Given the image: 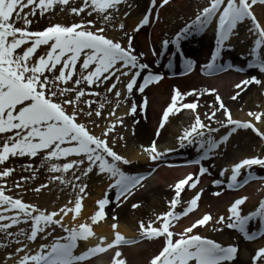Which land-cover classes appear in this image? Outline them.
Listing matches in <instances>:
<instances>
[{
  "label": "snow or ice",
  "instance_id": "obj_1",
  "mask_svg": "<svg viewBox=\"0 0 264 264\" xmlns=\"http://www.w3.org/2000/svg\"><path fill=\"white\" fill-rule=\"evenodd\" d=\"M169 2L150 0V6L134 32L139 33L149 25L154 15L158 19L157 10ZM127 3L128 0H79V3L76 0H0V233L3 234L0 241H8L0 242V248L7 250L10 244L15 245L7 255V259L14 264H93L94 257L110 252L109 264H127L121 246L138 244L144 239L162 242L148 264H233L239 253L238 245L225 246L199 234L198 229L211 224L217 232L225 228L235 229L246 240L264 237V201L256 210L244 214L242 206L248 201L247 196L235 199L228 206L226 215L213 216L207 212L180 231L176 230L182 218L199 208L203 189L196 191L186 206L182 194L186 189L196 190L201 177L210 174L209 168L202 165L198 173H189L170 186L174 196L169 201L167 212L148 221H139L137 239H127L121 234L117 216L112 217L115 221L111 225L113 239L98 237L94 231L95 225L108 219L106 208L113 202L120 207L145 179L124 170L123 166L133 162L115 151L111 143L117 126L124 127L125 117L117 116V111L133 98L136 91L143 96L146 89L164 79L145 61V55L137 52L135 36L128 33L124 23H119L118 28L122 37L127 38L126 45L122 39L108 35L117 26L116 13ZM257 6L264 8V0H209L192 23L184 27L174 41L163 40L162 47L168 49L169 44L174 43L177 53H181L182 39L203 32L218 18L217 45L210 62L204 65L207 74L212 75L223 68L219 64L221 53L238 26L250 22L249 32L257 38L250 51L254 59L248 67L264 74V21L255 12ZM57 9L79 19H74L71 24L54 23L42 30L32 29L37 17H46ZM151 54L159 56L156 49H152ZM194 65L195 61L186 57L184 74L192 72ZM168 66H172L171 60ZM252 84L264 86V80L251 75L237 83L235 88L243 91ZM204 94L215 95L218 106L210 105V111L205 112L202 119L198 109L199 97ZM240 94L237 91L232 99H237ZM188 96L197 99L184 102ZM113 104L108 116L104 117V109ZM148 105V98L144 96L142 105L132 103L126 115L135 117L139 109L146 111ZM185 109L191 111L194 120L177 139L181 147L198 144L201 155L200 159L192 161L194 164L200 165L201 160L207 159L209 153L226 143L240 129L252 130L264 140V130L258 126L264 125V111H249L248 121L234 119L215 89H193L189 92L174 89L171 102L163 111L157 135L170 115ZM220 112H223L224 120L218 118L217 113ZM113 117L116 119L113 120ZM97 120L110 123L105 125ZM213 123L219 127H213ZM90 124L101 128V134L97 135ZM221 128H230V131L217 140L212 134L219 133ZM119 139L125 138L120 135ZM142 148L143 154L153 162L165 155L158 149L155 140ZM16 158H27L28 162L20 167L29 175H21L9 187L8 181L17 170L8 165ZM36 160H39L38 166L34 164ZM254 166L264 169V157L244 158L230 168H224L220 175L231 172L227 185L229 189L243 187L249 182L241 179L244 170L251 178ZM43 168L52 174L50 181L70 186L73 191L78 189L77 198L69 200L58 211L49 212L10 194L15 190H24L27 182L35 180ZM94 171L97 175H107L109 192L114 190L115 200L106 194L96 202L97 211L89 220L77 224L75 222L83 213L88 188L86 183H82V176L88 177ZM212 183L218 187L224 181L216 179ZM48 187V183H42L31 191L40 193ZM221 194L220 191L213 193L217 197ZM132 207L136 209L140 205L133 204ZM69 216L75 226L65 225ZM22 224L28 225V228H20ZM250 224H255L256 230H250ZM57 227L67 235H54ZM17 228L19 231L13 230ZM49 237H52L51 243H42L36 250L31 249V244L38 238L48 241ZM94 239L97 241L95 245L77 254L81 242L91 244ZM250 264H264V246L255 249Z\"/></svg>",
  "mask_w": 264,
  "mask_h": 264
},
{
  "label": "bare ground",
  "instance_id": "obj_2",
  "mask_svg": "<svg viewBox=\"0 0 264 264\" xmlns=\"http://www.w3.org/2000/svg\"><path fill=\"white\" fill-rule=\"evenodd\" d=\"M129 2H136L138 3V6H141V10H144L142 12L143 14L146 13V10L148 7H142L145 3V0H132ZM188 2H192L193 4H196L198 2L195 0H172L171 4H174L181 10V12L190 10L187 9ZM170 4V6H171ZM200 9H202L206 5H200ZM257 16L264 21V8H261L257 6L256 8ZM194 12V10H191ZM199 11V10H198ZM131 14L134 12V10H125L122 12V15L126 16V13ZM137 12V11H135ZM134 12V13H135ZM180 12V11H179ZM166 9L161 11V15L165 16ZM117 14V13H116ZM128 14V15H129ZM198 14V13H197ZM124 16V19L126 18ZM141 17V16H140ZM139 17V18H140ZM143 17V16H142ZM134 15L131 18V26L129 34H133L135 36V47L137 48L138 53H142L145 55V61L150 62L151 60L148 59L149 55L151 54L152 49H158L157 47H150L152 45L148 44L146 41L145 36V29H142L139 33L134 32V28L140 20L139 18L134 19ZM141 19V18H140ZM193 20H191L189 15H183L178 14V16L175 17L174 20L168 21L166 24V21L154 25L153 22L150 23V35L154 39L153 46H156L158 44L159 39L162 38V36L167 35L170 37V41L175 40V36L188 24L192 23ZM217 23V24H216ZM168 24H172L174 27L167 26ZM211 29H217L218 30V18L212 22L210 25ZM250 22L244 23L238 26L234 36H236L237 33L243 31L244 28L248 29L249 31ZM127 28V26H126ZM118 25L116 26V30H114V33L118 32ZM218 33L215 35V38L212 40L208 37H201L200 33L189 35L186 39L181 40V46L184 47L186 51V57L190 58L195 61L196 63V55L198 53V62L207 63L208 60L211 58V53L215 51L217 41ZM257 37L250 32L249 36L244 37V46L247 47V50L249 52V55L245 57L241 56H230L231 61L230 65L232 66L229 68V65L223 66L222 69L215 72L212 75H209L207 73L202 74L203 70L195 69L192 74L188 73L187 75L184 74V66H182L181 60L183 63L185 61V58H179V55L175 53L169 57L167 62L171 60V68L175 67L178 72H168L169 66L165 65L163 63H160L159 65L151 64L153 71L157 73H161L164 76V79L160 81L159 84H153L148 89L145 90V93L143 96L136 91L133 95V102L137 100H141L146 97H152V99L149 101V105L147 110H143L142 108L138 110V113L135 117L128 116L126 113L129 111L124 110L121 111L117 116H123L125 117V122L128 124H133L134 130H135V139L141 140L142 142H145L147 138L155 139V134L157 133V129L159 128L160 121L162 119L163 111L166 109V107L171 102V96L173 94L174 89H179L181 92H189L193 89H197L200 91H204L206 89H213L211 86L220 88L226 93L224 96L225 98H222L226 107L229 108L230 106L232 108H237L240 103L243 104V102L247 99L248 94L251 93V88L256 87V84H252L247 86L243 91H240V96L233 100L232 96L236 94V91H239V89L235 88V85L241 81L240 77L242 73L246 75L247 72H256V70L247 68L244 69L243 66L240 64H244L245 60H251L253 56L250 55L251 48L254 45V40ZM253 43L251 44V42ZM249 43V44H247ZM176 46L173 43L169 44L168 51L173 52L175 51ZM191 50V51H189ZM189 51V52H188ZM176 52V51H175ZM228 53L227 50H223L221 53L220 61H224L226 59ZM176 57V58H174ZM253 59V58H252ZM179 61V62H178ZM237 62V63H236ZM244 62V63H243ZM233 63H236V65H233ZM246 65V64H244ZM237 69H243V71H238ZM175 74H182L181 77L179 76H172ZM211 77H215L213 79H210ZM252 97V96H251ZM85 99H89L88 97H85ZM96 99V98H94ZM197 97L195 96H188L186 97L184 102H193L196 100ZM143 101V100H142ZM138 104V103H137ZM199 104L200 107L198 111L201 113L202 119L204 118L203 114L205 112H209L210 105L215 104L218 106V102L215 100V96L204 94L203 96L199 97ZM83 106V105H82ZM96 106V105H95ZM97 107V106H96ZM250 111H264V99L261 98V101L258 100V97L255 98L254 104L249 105ZM113 106L108 105L107 109H104V117H107V113L109 110H112ZM189 111V110H184ZM190 114L191 111H189ZM109 114V113H108ZM193 115V114H192ZM218 118L220 119V113H217ZM183 116L180 114V112L176 115H170L169 120L165 123V126L160 129V141L166 139L168 136L176 137L175 140H177V137L182 134L183 129L180 127V124L178 123L179 120L182 119ZM235 118H241V121L250 119L248 116H236ZM116 119V118H115ZM114 119V120H115ZM139 121L137 124L136 121ZM98 123H102L107 125L109 122L107 120H97ZM207 122V121H206ZM179 124V125H178ZM185 124V125H184ZM183 124V127H187V122ZM215 124V123H214ZM90 127H93V125H89ZM264 130V125H258ZM120 127V126H117ZM213 127H219V125L215 124ZM129 128V127H128ZM96 134L100 135L102 132V129H95ZM230 131V128H221L219 133H213L212 135L217 140L221 139L223 136L227 135ZM129 133V131H128ZM234 135L229 138V140L222 144L218 149L208 154V158L201 161L200 165H194L195 170H192L191 168L184 169L186 173L184 174L181 169L175 170L178 173L179 178H183L184 175H187L189 173H198L199 167L202 165L204 167L209 168V173L205 176L201 177V182L198 185L196 190H190L186 189V191L182 194V199L186 202L192 198L194 193L200 189H203L205 186V182L207 180H210L212 177L218 179L221 175L219 174V171H211L213 169V162L214 163H224V166L226 165L227 168H230L232 164L236 162L235 159L239 157L246 156L247 158L253 157L255 152H250V149H246V152L243 153H237L235 154L236 157H233L232 159H229L227 161H224L225 157L222 155L223 150L230 146L231 144H237L239 141L240 143L246 142V141H254L255 137L251 134L250 130H244L240 129L236 133H233ZM257 141V140H256ZM179 142V141H178ZM134 143V142H133ZM260 144V143H259ZM263 145V144H262ZM260 152L264 153V147L260 145ZM142 146H131L129 148L132 151V156L130 157V160L133 162H140V164H137L133 170L131 171V175H138L139 173L143 174H152V176L147 180V182H143L142 186L138 187L136 190H134V194L128 198L127 201H125L123 204H121L120 207H116L115 202L111 203L107 207V215L108 219L107 221H102L98 225L94 226V231L97 233L98 237H107L109 240L114 238V232L111 227V225L115 222L112 220L113 216H117L118 223H119V231L122 235H124L127 239H137L139 237V229H138V221L137 219L132 215V205L138 204L139 201L148 200L150 202H154L157 206H160L162 209V213H165L169 210V201L174 196V192L172 188L170 187V170L173 165H176L177 163L181 164L183 163V160H178L177 158L182 155H197L200 154L199 146L198 144L188 146V147H181L179 148L175 154H172L168 156V158L163 157L160 162L154 163L149 162L147 158H143L142 151L140 150ZM118 149V148H117ZM185 160V164H186ZM222 164V163H220ZM42 173H45L48 180L49 177L52 175L47 171V168H43L41 170ZM253 173L256 174V180L250 181L249 183L244 184L243 187H237L233 189L228 188V183L230 179V175L227 177H224L222 181L224 183L220 186H212L206 187L203 189V195L201 197V200L199 202V208L192 214H190L188 217H184L180 220V222L176 225V230L180 231L183 227L189 225L192 221H194L197 217L202 216L204 213L210 212L213 216H219V215H226L227 214V208L228 206L237 198L241 196H247L249 197L248 201L243 207L244 214H248L252 212L253 210H256L258 208V205L261 201H264V170L258 167L253 168ZM69 179H71V174H69ZM41 179V178H40ZM107 175H97L94 171L93 173L89 174L88 177L82 176V183H86L88 185V188L86 190V195L84 199V208L82 216L75 222V223H82L85 220H89L90 216L93 215L97 211V201L102 199L104 195L108 192L110 181L108 182ZM106 180L107 183H104L102 185L99 181ZM51 182V181H50ZM96 186L98 187L99 194L93 196L92 194V187ZM70 190L72 188L68 186ZM227 188L229 190H227ZM162 190H164L165 194H167V199L162 197V201L158 198V194L163 193ZM216 191H220L222 194L220 196H214L213 193ZM140 192V195L137 193ZM92 195V196H88ZM112 197V200H115V193L114 190L109 192V198ZM166 204V205H165ZM128 206V209L125 208ZM165 207V208H164ZM178 211H182V208H178ZM160 213V214H162ZM90 222V221H89ZM258 223V222H257ZM65 225L66 226H75L71 220V216L67 217L65 219ZM253 225V224H250ZM252 231L256 230V225H253ZM198 233L210 238L214 239L217 242L223 243L225 246L228 244V241L232 239V237H228L227 239H221L223 238V234L227 235L230 233V230L227 228L224 229L222 232H217L213 230L212 225L210 224L208 227L200 228L198 229ZM237 236V235H235ZM44 241V240H42ZM247 241V240H246ZM248 242V241H247ZM97 241L94 239L91 241V244H86L83 242V246L85 248L95 245ZM161 241L160 240H153V241H144L140 242L138 244H131V245H124L121 246L120 250H122V253L124 257L127 260V264H148L151 257L158 252V250L161 248ZM249 243V242H248ZM251 245H242L240 247L238 262L235 264H250V258H251V251H249V248L255 249L261 246H264V240L261 239L254 243H249ZM230 245V244H229ZM112 253H105L101 254L98 257L93 258V264H109L110 258ZM3 264H10V260H6Z\"/></svg>",
  "mask_w": 264,
  "mask_h": 264
},
{
  "label": "rangeland",
  "instance_id": "obj_3",
  "mask_svg": "<svg viewBox=\"0 0 264 264\" xmlns=\"http://www.w3.org/2000/svg\"><path fill=\"white\" fill-rule=\"evenodd\" d=\"M129 1H132V0H128L127 4L122 5L120 7L119 13L116 14V24L118 25L119 23H124L127 26L126 30L128 31V33L130 32V29L132 28L131 26L133 25V23L131 25V22H130L132 16L134 15V18H133V20H134V19L139 18L140 16L142 17V15H143L142 12H144V10H141V6L140 7L138 6V3H136V2L133 3V2H129ZM195 1H197V0H195ZM76 2L79 3V1H76ZM149 2H150V0H145V3H144V5L142 7H149ZM208 2H209V0H198V2L196 4H193L192 2H188V4L186 5L187 6L186 10H190L189 12H187V11L181 12V10H183V9L177 8V6H175L174 4H171V6H170V3H169L168 6L165 8L166 9V13H165V16H164V20H162L161 22L166 21V24H167L169 20H170V22H171V20L175 21V17L178 16V14H181V13L183 15H189L191 20H194L195 16L198 13V10H201L199 8V7H201L200 5H202V4L203 5H207ZM125 10L126 11L127 10L128 11L129 10H134V12L135 11H137V12H135V13L132 12L131 14H129V12H128V13H126V16H125V15H122V12L124 11V13H125ZM191 10H194V12L191 11ZM124 16L126 17L125 19H124ZM61 18L62 19H66V18H72L73 19V20L70 19L68 21L66 20L65 23H67V24H71L72 22H74V19H76V20L79 19V18H74L70 13H61L57 9V11L55 13H50L46 17H37L36 22H34L33 25H32V29L33 30H42L43 28H45L46 26H48L50 24H54V23L60 22ZM140 18H139V20H140ZM135 24H138V23H135ZM167 26L174 27L172 24H168ZM108 35L110 37H113V38L122 39V42L124 44H127V38H123L122 37V33L120 32L119 29H118L117 33H114L113 30H110L108 32ZM208 35L211 36L210 37V39H211L212 38V31H210L209 29H205L202 32V36L208 37ZM249 35H250V32L248 31V29L244 28L243 31L237 33L235 37H231L230 38V40L227 42L225 48H230V49L232 48L233 51L231 53L233 55H236V56L246 55L249 52L247 51V47L244 46V37L245 36H249ZM145 36H146V40H148V43L150 44L151 40H152V38L150 37V34L145 32ZM160 48L163 49L162 41H161V44H160ZM254 75H256L258 78H260V77L262 78L263 77V80H264V75L263 74L256 72V74H254ZM211 87L213 89L217 90L218 94L222 98H225L224 96L226 95V93H224V91L222 89L214 87V86H211ZM263 95H264V86H260L259 85V86H256V87H252L251 88V93L248 94V97L243 102V104L240 103V105L237 108H232L230 106L229 109L231 110V112H232L234 117L235 116H248L247 113L250 111L248 106L249 105L251 106V105L254 104V100H255L256 97H258L259 101H261V98L264 99ZM213 96H215V95H213ZM91 98L94 99L95 97H91ZM148 99H152V97H149ZM114 103H115V101H114ZM132 103H133V99L128 100L127 103L122 105L119 110L120 111L121 110L124 111V110L130 109V106H131ZM183 117L188 122V124H187L188 126L194 120L193 115L190 114V113H185L183 115ZM112 119L114 120L115 117H113ZM224 119H225V117L223 115V112H220V120H224ZM185 120H183L182 122L180 120L178 121V123L180 124L182 129L186 128V127H183V123H184ZM108 122L110 123V121H108ZM129 125L131 126V124H129ZM127 126L128 125L124 124V127H117L116 132L114 134H112L111 143L116 145L119 148L118 149L119 151H117L119 154H121V155H123V156H125L126 158L129 159L132 156V151L129 149V148H131V146L141 145V146H145L146 147V146H149L152 143V140H150L149 138H147L145 142H142L141 140L140 141L136 140L135 137H134L135 132L133 134V129H134L133 125L131 126V128L129 130H128ZM95 129H100V128L94 127V130ZM128 131H129V133H128ZM120 135L124 136L125 139L124 140H120L119 139ZM175 139L176 138H172V136L166 137V139L161 142L162 148H160V150L165 152V153H167V152H169L168 151L169 149H174V148L178 147L180 144H179L178 141L174 142ZM173 143H175V145H173ZM170 144H172V145H170ZM246 149H250V152L259 153L258 152V151H260L259 142H257L256 139H254V141H252V142L249 140V141H246V142L244 141L242 143H240V141H239L237 144H231L230 146L226 147L223 150L222 155L225 158L222 159V160L227 161L229 159H232L233 157H236L235 154L246 152ZM141 151H143V149ZM257 155H260V156L264 157V154H255V156H257ZM142 156L148 158V156L146 154L142 153ZM240 159H242V158H240ZM27 162H28L27 158H16V159H12L10 161L8 166L15 167L17 171L14 174L13 178L9 179V181H8L9 187H12L13 186L12 181L13 180H19L21 175H23V176H28L29 175L28 172H23L21 170V167H20L21 164H26ZM34 164L36 166H38L39 165V160L34 161ZM134 165H136V164L132 163L131 165H125L123 167L128 169V171H130L131 167H133ZM41 170L37 174V177H36L35 180H29L27 182L26 187H25L24 190H15V191H13L10 194H12L14 196H17V197H22L26 202H30V203L36 204L42 209H47L49 212L58 211L69 200H75L77 198V196L79 194L78 193V189L76 191H73V189L70 190L68 186L62 185L59 182H56V181H51L50 182V180H48V178H47L45 173L40 174L42 172ZM178 178H179V176H178L177 172L171 173L170 185H173ZM105 181H101L102 185H104L103 183H105ZM42 183H48L49 187L47 189L42 190L40 193H34V192L31 191V189L33 187H38ZM98 189L99 188L96 187V186L92 187V191L91 192L93 193L92 194L93 196L99 194ZM162 192L163 193H160V194L157 195L158 198L161 201H162V197L167 199V194H165L164 190H162ZM86 194L87 193H85V195ZM92 195H88V196H92ZM139 195H140V193H139ZM138 204L140 205V207L136 208V209L132 208V211H131L132 215L137 219L138 223L141 220L148 221L150 219H154L156 217V215L162 213L161 207L157 206L156 204H154V202L152 203V202H150L148 200H143L142 199L141 201H139ZM125 208L128 209V206H126ZM20 228L27 229L28 225H23L22 224V225H20ZM13 230L14 231H19V228L13 229ZM233 233L231 232L230 236H232ZM64 234H66V233H64L62 229L57 227L56 232H55L54 235L60 236V235H64ZM2 235L3 234L0 233V236H2ZM223 237H225V234H223ZM221 239H223V238H221ZM237 239L239 240L240 237L237 238ZM51 241H52V237H49L48 241H42V239L38 238V240L35 243L31 244V249L32 250H36L37 246L39 244L50 243ZM0 242L8 243V241H0ZM14 247H15L14 244H10V246H9V248L7 250H5L4 248H0V264H3L7 260L8 253L11 252ZM251 252H252V250H251ZM238 261L239 260L237 259L233 264L237 263ZM10 264H14V261L10 260Z\"/></svg>",
  "mask_w": 264,
  "mask_h": 264
}]
</instances>
